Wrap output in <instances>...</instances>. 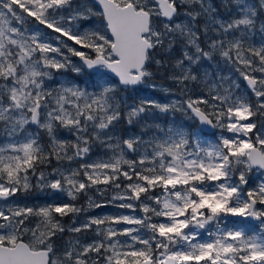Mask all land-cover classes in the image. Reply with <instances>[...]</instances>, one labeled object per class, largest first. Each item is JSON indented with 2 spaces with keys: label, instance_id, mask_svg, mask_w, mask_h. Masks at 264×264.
I'll list each match as a JSON object with an SVG mask.
<instances>
[{
  "label": "snow or ice",
  "instance_id": "6c2138e0",
  "mask_svg": "<svg viewBox=\"0 0 264 264\" xmlns=\"http://www.w3.org/2000/svg\"><path fill=\"white\" fill-rule=\"evenodd\" d=\"M0 264H264V0H0Z\"/></svg>",
  "mask_w": 264,
  "mask_h": 264
},
{
  "label": "rangeland",
  "instance_id": "374dc122",
  "mask_svg": "<svg viewBox=\"0 0 264 264\" xmlns=\"http://www.w3.org/2000/svg\"><path fill=\"white\" fill-rule=\"evenodd\" d=\"M160 83H163V82H160ZM157 95L158 96H163V93L161 92V93H157ZM177 118H180V114L179 113H177ZM96 211H98V212H107V213H110V212H113V211H115V209H112V208H103V209H98V210H96ZM90 214H95V213H90Z\"/></svg>",
  "mask_w": 264,
  "mask_h": 264
},
{
  "label": "trees",
  "instance_id": "16d2710c",
  "mask_svg": "<svg viewBox=\"0 0 264 264\" xmlns=\"http://www.w3.org/2000/svg\"><path fill=\"white\" fill-rule=\"evenodd\" d=\"M158 82H163V81H158Z\"/></svg>",
  "mask_w": 264,
  "mask_h": 264
}]
</instances>
